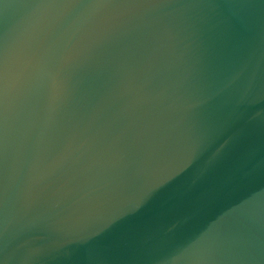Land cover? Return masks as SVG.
<instances>
[{"label":"water","instance_id":"95a60500","mask_svg":"<svg viewBox=\"0 0 264 264\" xmlns=\"http://www.w3.org/2000/svg\"><path fill=\"white\" fill-rule=\"evenodd\" d=\"M0 264H264V0H0Z\"/></svg>","mask_w":264,"mask_h":264}]
</instances>
